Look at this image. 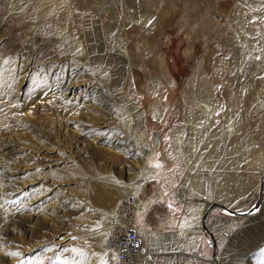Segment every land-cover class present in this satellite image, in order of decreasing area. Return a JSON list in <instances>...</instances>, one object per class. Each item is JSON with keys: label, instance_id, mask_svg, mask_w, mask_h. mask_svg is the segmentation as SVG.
<instances>
[{"label": "rangeland", "instance_id": "obj_1", "mask_svg": "<svg viewBox=\"0 0 264 264\" xmlns=\"http://www.w3.org/2000/svg\"><path fill=\"white\" fill-rule=\"evenodd\" d=\"M72 3L59 22L76 27L85 57L87 39H96L84 23L91 15L105 57L119 62L98 66L58 54L0 2V264H114L104 241L132 190L104 209L92 186L108 181L103 174L131 186L140 172L151 177L131 224L142 239L166 236L161 245L146 243L159 255L155 264H264V0ZM229 16L243 25L230 29ZM202 58L218 105L205 127L217 136L203 145L184 119L181 95ZM28 60L35 65L21 80ZM6 70L14 79L4 84ZM101 70L112 77L107 83ZM162 74L176 87L159 122L151 106L164 101ZM63 78L78 82L83 108L58 107L50 80Z\"/></svg>", "mask_w": 264, "mask_h": 264}, {"label": "bare ground", "instance_id": "obj_2", "mask_svg": "<svg viewBox=\"0 0 264 264\" xmlns=\"http://www.w3.org/2000/svg\"><path fill=\"white\" fill-rule=\"evenodd\" d=\"M219 1L220 0H215V3L217 4L219 3ZM0 2L6 13L13 14L16 19H20L22 26L33 30L35 36L39 38L47 36L48 38H50V41H52L55 45H57L55 46V51L58 54L70 58L71 60L77 63H84V62L94 63V64L97 63L98 66L102 65L101 63L109 64L111 61L115 63L119 62L118 58H113V59L111 58L109 60V58L105 57L106 42L104 41L105 39L101 36L100 25H99L100 23H98L97 21H93L91 15L84 16L85 18L84 23L86 24V28L88 26L93 27L94 29L93 32L96 35V39L95 38H92L91 40L87 39V42L88 43L90 42L92 46H89L90 53L88 54V57H85V55H87V52H84L85 49L83 51L78 46V41L81 39V35L74 33L76 27L73 25H69V23L63 24L59 22V19L63 17H69V10L74 9L72 0H0ZM240 8L241 6L238 3H235V7H234L235 14L237 11L240 12ZM238 21L239 20H236L235 18L232 19V17L229 16L228 17L229 28L233 29L235 27L242 26L243 22L242 21L238 22ZM93 41H95L98 45L94 46ZM94 49H96L98 52L94 53ZM117 50L123 53L124 48L123 46H121L120 48H117ZM113 57H119V55H113ZM34 65L35 62H33L32 60L25 61L21 66V69H23V71L22 74H20L19 78L23 80L25 77L24 73L26 71H28V73H31ZM205 65H206L205 59L202 58V61L195 66L190 79L187 81L183 89V92L181 93L182 97L184 98V106H185L184 119L187 123H189V125L194 126L193 130H197L198 133L200 134L199 136L197 135V137L201 145H203L202 143L209 136L210 137L217 136L216 132L210 135L207 134L205 129V127L209 122V119L215 121L217 106H218L216 103V96H215L216 88L208 77ZM121 68L122 65H117L112 71L115 70L120 71ZM11 71L6 70L5 75L7 76V78L4 81V84H6L9 80L11 81L12 77L14 76L12 73H10ZM109 76L110 77H108V74L105 72V70L104 71L101 70L99 73L100 80L106 83L109 81L108 79L112 78L111 75ZM161 77L163 79V81L161 82L162 89L165 91L166 94L164 101L162 104L156 102L151 106L152 116L153 118L157 119L159 122H162L164 120V115L166 114L165 112L166 108L169 109L170 106L169 97L173 93L174 88L176 87L175 80L173 81L171 77L166 76L165 74H162ZM51 82L54 83L51 86L50 91H52L53 94H56L59 97L58 107H63V109L68 107L69 110L70 109L73 110L77 108L79 109L84 107L82 103H76L79 95V94L76 95V93H79V90L77 91L78 82L76 80H69L68 78L66 79L63 78L58 81L50 80V83ZM201 88L203 89V92L205 91L204 93L205 95L201 94V90H202ZM89 89L90 88L84 89V91H88ZM233 131L234 133H237L239 131V127L237 130H235L232 126H230L229 133ZM179 139H181V135L176 137V140ZM172 142H174L173 145L175 146L176 144L174 141V137ZM187 144L188 146L190 145L189 141ZM176 149H177V153L181 154L182 150L178 146ZM12 150L14 154H19L22 153L23 151L22 149L19 150L12 149ZM142 153L143 155L151 154L150 152L147 151H143ZM31 154L34 153L31 152ZM54 165H59V164H54ZM103 175L107 177L108 181H103V182L96 181L94 183V186H92L94 190H93V195L91 196L93 198L94 203L98 206H103L104 209H106V207H108L111 203L115 201H119L122 198H124L126 194L131 190H132L131 193L132 196L137 200L139 197V193L141 192L140 191L141 187L151 177V173L140 172L137 177V181H135L131 186H126L121 184L118 180L112 178L111 176H108L107 174H103ZM50 186L52 187V190L55 189L53 188V184H51ZM135 210L141 211L142 208L137 207L135 204L134 211ZM133 216L134 215H132V217L130 218V221H132L131 219L133 218ZM197 224H195L196 230H198ZM225 236L229 237L230 235L229 236L225 235ZM105 253H106V249H105Z\"/></svg>", "mask_w": 264, "mask_h": 264}, {"label": "built area", "instance_id": "obj_3", "mask_svg": "<svg viewBox=\"0 0 264 264\" xmlns=\"http://www.w3.org/2000/svg\"><path fill=\"white\" fill-rule=\"evenodd\" d=\"M137 200L125 199L109 221L104 245L108 258L115 264H151L153 254L143 243L142 236L132 227L130 218Z\"/></svg>", "mask_w": 264, "mask_h": 264}, {"label": "crops", "instance_id": "obj_4", "mask_svg": "<svg viewBox=\"0 0 264 264\" xmlns=\"http://www.w3.org/2000/svg\"><path fill=\"white\" fill-rule=\"evenodd\" d=\"M193 230L194 231H197L196 229H195V223H194V225H193ZM196 233V232H195ZM196 234H198V233H196ZM165 238H166V236H165ZM165 238H162V235H159L156 239H153L152 237H149V239H142L143 240V243L146 245V246H148L146 243L148 242V241H156V243H157V245H161L162 243H163V241H164V239ZM199 240H200V236H198V239H196V241L197 242H199ZM221 240V239H220ZM151 253L153 254V264H155L156 263V261H157V259H158V257H159V255L157 254V253H155L154 251H151ZM193 260L195 261V262H198L199 260H200V257L199 256H194L193 257Z\"/></svg>", "mask_w": 264, "mask_h": 264}, {"label": "water", "instance_id": "obj_5", "mask_svg": "<svg viewBox=\"0 0 264 264\" xmlns=\"http://www.w3.org/2000/svg\"><path fill=\"white\" fill-rule=\"evenodd\" d=\"M217 207H219L220 209H222V210H227L225 207H223V206H220V205H216ZM259 208V202L257 203V205L255 206V208L251 211V212H253V211H255L256 209H258Z\"/></svg>", "mask_w": 264, "mask_h": 264}]
</instances>
